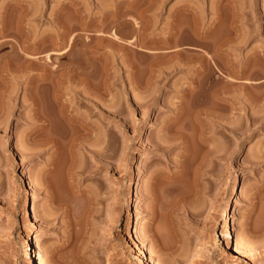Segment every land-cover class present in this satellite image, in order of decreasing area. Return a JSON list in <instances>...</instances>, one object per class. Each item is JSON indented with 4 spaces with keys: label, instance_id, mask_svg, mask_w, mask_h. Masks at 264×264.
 <instances>
[{
    "label": "rangeland",
    "instance_id": "obj_1",
    "mask_svg": "<svg viewBox=\"0 0 264 264\" xmlns=\"http://www.w3.org/2000/svg\"><path fill=\"white\" fill-rule=\"evenodd\" d=\"M112 11L121 14L114 17ZM132 16L145 28L143 42L167 37L169 28L180 27L178 18L187 27L197 22L198 30L215 34L229 30L233 16L240 37H249L228 47V55L215 56L221 68L216 66L215 94L204 87L208 72L196 74L202 50L179 53L160 43H147L143 50L102 49L93 62L98 71L91 78L89 101H82L83 86L73 81L64 85L58 100L40 90L38 114L27 89L28 73L7 67L0 75V264H27L29 233L39 234L40 264H135L137 249L126 225L130 211L138 241L156 264H264V0H0V42L8 41L0 48V69L18 57L16 46L24 38L31 42L51 32L57 18L67 24L92 21L91 31H84L96 35L104 26L125 34ZM76 31L74 26L71 33ZM187 33L175 36L182 38V46ZM23 56L21 63L30 62ZM228 59L234 65L230 86L223 73ZM176 62L184 64L170 69ZM244 68L245 74H239ZM191 82L202 88H189ZM97 101L104 109L106 154L77 143L56 154L50 139L76 126L58 113L70 110L95 123L101 117ZM45 119L51 122L40 132ZM138 174L143 182L134 190L132 209L128 189ZM52 189L59 194L54 203ZM26 196L38 213L35 224L23 207ZM229 222L244 246L245 261L227 242Z\"/></svg>",
    "mask_w": 264,
    "mask_h": 264
},
{
    "label": "bare ground",
    "instance_id": "obj_2",
    "mask_svg": "<svg viewBox=\"0 0 264 264\" xmlns=\"http://www.w3.org/2000/svg\"><path fill=\"white\" fill-rule=\"evenodd\" d=\"M105 6V5H103ZM129 6V5H128ZM106 7V6H105ZM110 8V7H109ZM107 9V8H106ZM183 9H185L186 11L189 12V9L187 7H184ZM107 11V10H106ZM110 11V10H109ZM121 11V10H120ZM108 12V11H107ZM114 11H112L113 13ZM117 11H115L114 13H116ZM122 12V11H121ZM121 12H119L121 14ZM114 13L112 14V16L114 15ZM117 13V15L119 14ZM126 13V12H124ZM106 14V12L104 13ZM108 15V14H107ZM117 15H114V17H116ZM125 15V14H124ZM127 15V13H126ZM106 16V15H105ZM123 16V15H122ZM241 16V15H239ZM107 17V16H106ZM233 17V16H232ZM230 18L228 21L229 22V30L227 29V31L223 32H219L218 33H212V31L208 28L206 31H200L198 30L197 28V22H193V24L188 26L187 27V24L185 22H183L182 18H180L181 20H178L175 19L177 22L181 21L183 23H175L176 24H180V27H176V29H171L169 28L170 30H168V35L167 37H163L161 39H156V38H149L150 41H147V42H143V38H145L146 36L144 35H140L141 34V30L145 29L144 27H141L139 25V21L134 18L133 16L132 17H129L128 19L130 20V23L131 25L129 26V31L127 30L126 33L124 34L122 32V34L118 33V28L116 29H112V27H110L111 31L109 32L106 31V26H104L103 28H101V30L99 29L98 31V34H96L98 37V40H96L95 43H92V40H93V36L96 37V35L92 34V33H88L87 31L85 32L84 30H87L89 27H90V23L92 22H86V20H76L78 21L79 23H77L76 21L74 22V18H72L73 24H67V21L64 23L63 20L58 19L57 17V20L55 19L54 21V29L49 32H44L40 35L38 39L36 36H34V39H31L33 41L30 42V40L28 41L27 39L24 38V40L18 44L16 47L17 49V55L18 57H15L13 59H10V61H7L6 64H5V68H1L0 69V75L3 76V71L9 67V66H13L16 68V69H19L20 71H24L25 73H28V86H27V89L29 90V97L31 98L30 100H32L33 102V106H34V111L33 113H37L38 114V109H37V106L36 104L38 105V95H42L41 91L40 90H44L46 89L47 93L48 94H53V99L55 97L56 100L60 99L59 98V94L61 89L64 87L65 84L68 85V83H73V81H76L77 83H80L82 84V89L79 90V94L80 96L82 97V101H89L90 97V87L89 85L92 83H94L91 79L92 78V75H94L96 72H94V70L92 69V67L97 64L95 63L94 65V61L99 58V56L101 57V55L103 54L101 52L102 49L106 48L107 49L110 47L112 49V47L116 46V47H120L121 45L124 46L125 48H128V49H134V50H143L145 48V46H147L146 44L149 43L148 45H157V44H164V46H168V49L170 50V48L172 49V47L175 46L174 49H178L180 50V52H182L183 48H188V50L192 49L191 51L195 50L194 52H196V50H198L197 52L199 53L201 50V54L197 55L196 58H198L197 61L201 62L199 65L200 67H198L197 69V72L196 74L199 75V73H201L202 71H207V77L210 81H207L206 83H204L206 80H205L203 83H204V87H207L208 90H210L212 93H216L217 91V85L218 83L216 82L218 79V82H220L219 78H217L216 76V71H220V66L219 65V62H217L218 60H216L217 57H215L216 55L217 56H220L218 54L222 53V54H225V55H228L227 53V50H228V47L234 45L235 43L237 44H242L244 42H247V38L249 37L248 36V33L246 35H243L242 31V38L240 37V35L238 34V28L239 27V23H237V18L235 19L234 17L233 18ZM238 17V16H237ZM64 18V17H63ZM103 18V17H102ZM84 19V18H83ZM222 19V18H221ZM241 19V17H240ZM239 19V21H240ZM68 20V18H67ZM70 20V19H69ZM68 20V21H69ZM100 21V19H99ZM104 21H106V19L104 18L102 21H100L101 23H103ZM128 21V20H127ZM219 21V20H218ZM237 21V22H236ZM95 22V21H94ZM93 22V23H94ZM174 22L172 25H174ZM110 23V22H109ZM108 23V24H109ZM121 23V22H120ZM104 24V23H103ZM186 24V25H184ZM212 24V23H211ZM216 25V22L213 23V25ZM143 25V24H142ZM212 25V26H213ZM76 27L77 29H79V31L77 32H74L73 34L71 33V30L73 27ZM100 26H102L100 24ZM117 26V25H116ZM241 26V25H240ZM92 27V26H91ZM90 27V28H91ZM108 27V25H107ZM172 27V26H171ZM89 28V30L91 31V29ZM120 28V27H119ZM175 28V27H174ZM97 29V28H96ZM212 29V28H211ZM1 30V29H0ZM4 31V29H2ZM95 30V29H94ZM188 30V35L185 34L187 37L188 40L185 41V43L187 42V44H184L183 46L181 45L182 43H184L183 41H179V37L177 39H175L176 35L179 33L181 35V37L183 38V34L184 32ZM243 30V29H242ZM25 31V30H24ZM23 31V32H24ZM84 31V32H82ZM190 31V32H189ZM240 32V31H239ZM0 33H2V31H0ZM18 33V32H17ZM31 33V32H30ZM240 33V34H241ZM8 34V33H7ZM86 34V36H85ZM144 34V33H143ZM214 34V35H212ZM235 34V35H234ZM250 34V33H249ZM27 35V34H26ZM29 35V33H28ZM36 35V34H35ZM31 36V35H30ZM142 38H141V37ZM209 36H212V37H209ZM27 37V36H26ZM29 37V36H28ZM27 37V38H28ZM36 37V39H35ZM83 37V38H82ZM180 37V38H181ZM209 38H212L210 40V42H205L206 40L205 39H208ZM147 38V37H146ZM181 38V39H182ZM239 38V39H238ZM241 38V39H240ZM30 39V37L28 38ZM19 40V39H18ZM106 40V41H105ZM205 40V41H204ZM79 41V42H78ZM8 41H2L0 42V48L3 47L5 44H7ZM112 46V47H111ZM172 46V47H171ZM123 47V48H124ZM148 47V46H147ZM170 47V48H169ZM109 48V49H110ZM121 48V47H120ZM124 48V49H125ZM118 49V48H117ZM181 49H183L181 51ZM213 50L212 52L214 53H211L209 50ZM126 50V49H125ZM150 50V49H149ZM200 50V51H199ZM16 51V50H15ZM23 51V53H21ZM94 51V53L96 55H91V53ZM106 51V50H104ZM103 51V52H104ZM113 51V50H112ZM147 51V50H146ZM146 51H143V52H146ZM153 51V50H152ZM150 51V52H152ZM173 51V49H172ZM24 52L28 55V58L27 60L29 59L30 62H28L27 64H23L21 63V60L19 59L20 57H25L23 56L24 55ZM45 52V54H44ZM101 52V53H100ZM109 52V51H108ZM139 52V51H138ZM177 52V50H176ZM106 53V52H105ZM177 52V54H179ZM15 54V55H16ZM108 54V53H107ZM114 54V53H113ZM182 54V53H181ZM55 55V56H54ZM112 55V54H111ZM110 55V56H111ZM70 59H69V57ZM104 56V55H103ZM177 56V55H176ZM13 57V56H12ZM64 57H68V61L66 60V62H63L59 59L61 58H64ZM109 57V56H108ZM127 57V55H126ZM174 57V56H173ZM180 57V56H179ZM178 56L176 58H179ZM21 58V59H22ZM65 58V59H66ZM103 58V57H102ZM101 58V59H102ZM195 58V57H194ZM24 59V58H23ZM94 59V60H93ZM108 59V58H106ZM171 60H174L170 57ZM170 59H168V62L170 61ZM221 59V58H220ZM99 60V59H98ZM97 60V61H98ZM105 60V59H104ZM109 60V59H108ZM115 60V59H114ZM195 60V59H194ZM24 61V60H22ZM135 61V60H133ZM176 61V60H175ZM178 61V60H177ZM182 61V60H181ZM187 61V59H186ZM191 61V60H188V62ZM101 62V61H100ZM119 62V61H118ZM174 63V61H171ZM183 62V61H182ZM178 63L177 62L175 64H173V66L171 65L172 68L170 69H174L175 68H179L180 66H182L184 63ZM185 62V61H184ZM110 63V62H109ZM222 63V61H221ZM225 63V62H224ZM101 64V63H100ZM104 64V63H102ZM170 64V63H169ZM182 64V65H181ZM7 65V66H6ZM132 65V64H131ZM188 65H191L188 63ZM2 66V65H1ZM98 66V65H97ZM106 66V65H105ZM108 66V65H107ZM219 67V69L217 70L216 68ZM233 62L226 60V65H224L225 67V70H224V74L226 72V84L227 85H232L234 84L235 82H233L235 79H234V75L232 74L231 72V68L233 69ZM248 66V64H247ZM138 67V66H137ZM152 67V66H151ZM170 67V66H169ZM223 67V66H222ZM96 68V67H95ZM99 68V67H97ZM136 68V67H135ZM177 68V69H178ZM247 68V67H246ZM9 69V68H8ZM245 69V68H244ZM242 70L239 74H245L244 72L246 71L245 70ZM103 71V70H101ZM196 71V70H195ZM223 71V70H222ZM221 71V72H222ZM234 71V70H233ZM94 72V73H93ZM106 72V71H105ZM6 73V72H5ZM101 73V72H100ZM222 73V74H223ZM104 74V73H103ZM102 74V75H103ZM106 74V73H105ZM195 74V75H196ZM203 74V73H202ZM206 73H204L205 75ZM220 73V75H222ZM101 75V74H100ZM236 75V74H235ZM105 76V75H104ZM200 76V75H199ZM223 76V75H222ZM19 77V76H18ZM96 77V75L94 76ZM195 77V76H194ZM197 77V76H196ZM206 77V76H205ZM98 78V77H97ZM107 78V77H106ZM105 78V79H106ZM222 78V77H220ZM4 79V78H3ZM101 79V77H100ZM207 79V78H206ZM2 80V79H1ZM216 80V81H215ZM223 80H224V76H223ZM96 81V80H95ZM104 81V79H103ZM195 81V78L194 80ZM198 81V80H197ZM201 81V80H200ZM199 81V82H200ZM248 81V80H247ZM99 82V81H98ZM98 82H95V83H98ZM101 82V81H100ZM105 82V81H104ZM196 82V81H195ZM198 82L197 83H194V82H191L189 83V88L192 87L194 88L195 85L196 86H200V83ZM70 83V84H71ZM102 83V82H101ZM201 82V84H203ZM246 83V82H245ZM245 83H243L245 85ZM69 84V85H70ZM247 84V83H246ZM72 85V84H71ZM248 85V84H247ZM92 86V85H91ZM94 86V85H93ZM96 86V85H95ZM250 86V85H249ZM44 87V88H43ZM98 87V86H97ZM102 87V86H101ZM201 87V86H200ZM74 88H77V87H74ZM91 88H94V87H91ZM100 88V87H99ZM105 88V87H104ZM187 86L184 88V90H186ZM202 88V87H201ZM200 89V88H199ZM206 89V90H207ZM71 90V89H70ZM96 90V89H95ZM99 90V89H98ZM183 90V91H184ZM68 91V90H67ZM2 92V91H1ZM45 92V91H44ZM77 92V90H76ZM103 92V91H102ZM3 93H4V90H3ZM6 93V92H5ZM46 93V92H45ZM46 93V94H47ZM1 94V93H0ZM9 94V93H8ZM28 94V93H27ZM45 94V96H47ZM65 94V93H64ZM63 94V95H64ZM92 94V93H91ZM97 94V93H96ZM102 95V93H100ZM185 94V93H184ZM39 95V96H40ZM255 95V94H254ZM2 96V95H1ZM28 96V95H27ZM44 96V94H43ZM42 96V97H43ZM184 96V95H183ZM40 96V98H42ZM98 97V96H96ZM258 97V96H256ZM261 97V96H260ZM259 97V98H260ZM264 97V96H263ZM262 97V98H263ZM48 98V96L46 97ZM52 98V96H51ZM100 98V97H99ZM43 99V98H42ZM52 99V100H53ZM66 99V98H65ZM257 99V98H256ZM255 99V100H256ZM55 100V101H56ZM68 100V99H67ZM253 100V99H252ZM258 100V99H257ZM263 100V99H262ZM38 101V102H37ZM46 102V101H45ZM57 102V101H56ZM94 103V102H93ZM246 103V102H245ZM43 104V103H42ZM53 104V103H52ZM248 104V103H247ZM68 105V104H67ZM70 105V104H69ZM95 105L96 107H99V113L101 114V117H100V121H95V123L93 124L91 122V120L89 121L87 118H81L77 115H75L72 111H66V110H62V107H61V110L60 113H58V115L60 114L63 118V116L65 115H68V118H66V123L68 122L70 125L72 123H74V126L75 127H70L68 126L69 129L68 131H65L64 129V133L59 136L60 138H56V137H52L50 139L51 142H53V144H55L57 147H56V154H60V152H65L64 149H65V146L68 145V143L71 145H74L75 143H77L78 145H82L84 146L85 148L89 149L91 152L95 153V154H106L105 152V137H107V135L105 134L106 131H104V125L102 123V116L104 115V109H103V106L97 102H95ZM40 106V105H39ZM54 106V105H53ZM43 107V106H42ZM66 107V105H65ZM40 108V107H39ZM48 108V107H46ZM54 108H56L54 106ZM53 108V110H54ZM60 108V107H59ZM42 109V108H41ZM39 109V110H41ZM44 109V108H43ZM57 109V108H56ZM55 109V110H56ZM67 109V108H66ZM48 110V109H47ZM53 110L51 111V113L53 112ZM59 110V109H58ZM41 112H43L41 110ZM45 112V111H44ZM57 112V111H56ZM48 113V111H47ZM46 113V114H47ZM73 113V114H72ZM34 114V115H35ZM42 115V114H41ZM53 115V114H52ZM59 115V117H60ZM36 116V115H35ZM39 116V115H38ZM43 116V115H42ZM54 117L56 116L55 114L53 115ZM52 116V117H53ZM84 116V115H83ZM86 116V115H85ZM34 117V116H33ZM44 117V116H43ZM42 117V118H43ZM48 117V116H47ZM41 118V117H39ZM45 118V117H44ZM33 119V118H32ZM37 119V118H36ZM51 119V118H50ZM50 119L49 121H47L46 119L41 123L39 124V129H40V132L41 130L44 131V129L50 124ZM57 119V118H56ZM47 121V122H46ZM58 121V119H57ZM61 121V119H60ZM62 121H64L62 119ZM53 122H56L55 120H53ZM59 123V121L57 122ZM52 124V123H51ZM61 124V123H60ZM38 125V124H37ZM49 127V126H48ZM52 128V127H51ZM71 128V129H70ZM49 130V129H48ZM54 131V130H53ZM94 131H96L95 133H93ZM169 131V130H168ZM51 132V131H50ZM47 132H45L46 134ZM53 133V132H52ZM34 134V133H33ZM58 134V132H57ZM39 135V134H38ZM42 135V134H40ZM44 135V134H43ZM47 135V134H46ZM48 137V136H47ZM50 137V136H49ZM48 137V138H49ZM114 137V136H113ZM47 140V139H46ZM93 140V141H91ZM66 141V142H65ZM41 142V141H40ZM48 142V141H46ZM45 142V143H46ZM50 142V143H51ZM108 142V141H107ZM75 144V145H77ZM111 144V143H110ZM107 145V144H106ZM114 145V144H113ZM91 146V147H90ZM75 147V146H73ZM95 147V148H93ZM64 148V149H63ZM72 148V146H71ZM119 148V147H118ZM116 148V150L118 149ZM70 149V148H68ZM74 149V148H72ZM75 150V149H74ZM119 150V149H118ZM114 151V150H113ZM72 153V151H69ZM67 153V152H66ZM107 154H109L107 152ZM113 154V153H112ZM118 154V153H117ZM116 154V155H117ZM72 155V154H71ZM103 155V154H102ZM69 156V155H68ZM113 156V155H112ZM65 157V156H64ZM72 158V157H71ZM74 159V158H73ZM56 166V165H55ZM52 170V169H51ZM50 171V170H49ZM45 173V172H44ZM46 174V173H45ZM44 174V175H45ZM42 177V180H40L41 182H43L44 180V176ZM49 181V180H48ZM40 182V183H41ZM52 182V181H50ZM142 177L141 175H136L134 177V180L132 181L129 189H128V193L130 195V197L132 198V204H131V208L133 209V207L135 206V203H133V199L136 198L134 196V190L139 188L140 185L142 184ZM46 183V182H45ZM42 184V183H41ZM54 184V183H53ZM61 185V184H59ZM55 187V186H54ZM58 187V186H57ZM49 188V187H48ZM50 189V188H49ZM48 189V190H49ZM51 190V189H50ZM53 190V189H52ZM60 191V190H59ZM56 192V190H55ZM54 190L53 191H50V194H51V200L53 201V203L57 200V195L59 194H56L58 192L55 193ZM61 201V200H60ZM59 202V200H58ZM61 202H59L60 204ZM31 198L29 196H26L24 199H23V207L27 208L28 210V214L30 216V220L31 222H33V224H35L34 222H36L38 220V213H37V210L35 209V207H32L31 205ZM58 204V203H57ZM59 206V205H58ZM61 206V205H60ZM30 207L31 210H30ZM32 224V223H31ZM126 225L129 227V241L135 246V248L137 249V253L135 254V264H156L154 262H152L151 260V257H150V254H149V251H148V248L145 244L142 243V241H138L139 240V230L137 228V226H135V216H134V213L132 211H130V215L127 219V223ZM149 226V225H148ZM148 226L146 228H148ZM149 230V229H148ZM227 230H228V238H227V242L234 245V252L239 256V258H241L242 260H247V256H246V251L244 250V246H242L238 236H237V233L236 231L233 229H231V224L230 222L228 223V226H227ZM147 232V231H146ZM150 233H148L149 235ZM39 234L36 233L35 235H33V233H29L27 235V238H26V241H25V247H26V250H27V264H40L38 262V252L36 250V245H35V239L38 238ZM151 236V235H150ZM148 237V236H147ZM234 237V238H233ZM141 242V243H140ZM113 249V248H112ZM117 251V249H113V252Z\"/></svg>",
    "mask_w": 264,
    "mask_h": 264
}]
</instances>
